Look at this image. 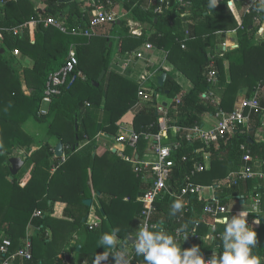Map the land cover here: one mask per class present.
<instances>
[{"label":"trees","instance_id":"trees-1","mask_svg":"<svg viewBox=\"0 0 264 264\" xmlns=\"http://www.w3.org/2000/svg\"><path fill=\"white\" fill-rule=\"evenodd\" d=\"M31 1L0 0V30H3L4 34V40L0 42V52L4 50L3 54L0 53V164L2 165L3 162L7 166L3 182L11 183L10 158L15 149L20 148L30 152L32 146L40 147L37 152L25 160L24 166L14 177L12 182L16 187L14 188L15 193L10 196L0 191L4 200L0 220V235L3 236L0 237V241L11 239L16 246L20 244V238L25 236L30 222L40 231L35 237L43 242L46 228L53 223H58L49 215L42 219L32 220L37 209L47 208L50 213L52 212L49 202L52 201L51 195L56 193L54 186L56 176L63 174L67 182L69 178H73L71 184L62 189L61 197L78 198L80 201L81 192L77 195V191L74 192V190L80 178H82L81 182L83 179L88 180V168L92 160V142L97 136L98 125L97 117L86 108L89 98L98 92L104 93L108 120L101 124V131L117 136L123 125V118L138 102L140 90L138 85L131 83L118 72L110 70L112 50L110 36L86 38L74 36L71 33L76 28L89 29L90 15L93 10L90 0H50L58 7L56 11H50V9L49 11L45 9L35 11ZM183 1L189 3L190 6L186 4L184 7H179L174 3L171 10L157 16L144 6L145 0H116L128 12V18L110 27L111 32L119 39L133 38L131 42L139 43V45H142L144 41L149 42L157 51L165 52L168 61L174 65L175 69L193 83L194 89L190 94H185L174 80L173 75L167 74L164 86L160 87L158 78L165 73L160 68L159 76L152 86L159 94L168 98L181 97V105L177 110H170L167 116L171 119L172 126L188 130L196 126L201 127L206 114L216 115L219 109L227 114L232 113L241 101V97L250 98L257 89L261 88V84L264 83V38L254 43L260 26L254 27L250 22L244 21L243 28L237 30L240 38L238 48L229 51L222 50L224 56L214 58L215 68L219 72V81L215 87H211L207 82V77L212 57L220 51L221 40L218 33L236 29L238 25L236 26V23L233 26L227 25L228 20L224 16L223 7L227 5L228 0H220L213 10L208 8V0ZM40 15L45 18L55 17L62 20L68 27L69 34H64L52 27L46 29L42 24H37L35 28L30 25L23 35L16 36L5 31L19 28L32 21H39ZM251 16L254 17V15ZM263 19L264 13L263 18L260 19L261 22ZM130 20L140 24L143 37H131L128 26ZM105 28H100V32ZM183 45L186 49L182 48ZM73 47L79 59L77 72L81 71L83 78L77 77L74 81L70 79L68 85L62 89L61 95L52 101L48 116L42 117L39 115V110L48 77L65 64ZM16 50L24 58L23 78L15 68L18 63L14 54ZM135 50L136 48H133L124 52L132 53ZM226 66L230 70L229 80L225 74ZM103 71H107V75L96 87L95 83L98 82ZM24 84L28 88V94L25 93ZM211 90L216 97L221 99L219 107L211 100L204 98V95ZM260 104L264 107L261 99ZM159 118L157 109L151 105L135 117L133 128L136 132L156 134ZM31 121L36 125H43L40 136H34L26 130V125ZM253 132L255 131L239 127L234 135H227L217 145L208 149L207 152L211 157L210 169L193 178V182L205 187L214 186L218 182H226L225 179L230 173L242 170L245 166L243 146H246L253 156L264 161V142L258 143ZM182 136L184 137L183 133H177L172 137L173 140L182 142V147L173 154L176 166L170 183L174 187L186 182V178L191 174L196 163L204 162L202 154L198 156L193 152L200 148V144L192 146L182 140ZM52 137H57L59 142L64 143L67 148L65 151L67 160L60 166L58 163L61 158H55V148L50 144ZM51 143L56 145L57 141L52 139ZM81 146L83 147L81 152L76 153L75 148H81ZM111 156L116 155L111 154ZM184 156L187 158L185 161L182 159ZM33 164L36 168L33 170L32 179L25 188L19 187L18 182ZM261 168L264 172V166ZM53 169L55 170L54 175L51 174ZM94 173L95 171L92 175ZM131 173L135 182L132 184L128 202L124 200V196H113L107 200L106 193L96 186L97 191H102V195H105L101 199L105 212L104 215L100 213L101 226L95 231L87 230L88 235H84L86 241L79 257L70 258L68 264H95L97 255L103 253H107L109 258L114 249L119 251V246L109 248L101 245L102 235L110 234L114 228H119V242H125L133 226L138 224L140 227L143 211L140 198L145 194L146 187L141 178L137 180L133 171ZM242 195H250L253 198L259 196L264 207V180L255 178L236 187H224L218 190V196L228 206ZM84 196L89 197L86 190ZM81 199L84 201V198ZM166 200L164 204H161L160 210L168 216L167 223L160 222L162 218L160 215L155 217L154 221L163 228L165 225L164 229L174 235L177 226L173 217L168 214L174 200ZM193 202L195 219L191 215L188 221L191 218L197 221L199 217L204 216L205 201L196 198ZM85 210L87 222L91 211L88 207H85ZM251 217L258 218V226L253 227L258 237V244L253 249V253L264 258V210L258 215L252 214ZM81 219L77 220L76 225L73 224L76 232H81V228L78 227L83 224ZM194 221L191 223L193 227ZM70 229L73 228L70 227ZM223 230L224 224H219L214 240L209 246L197 243L196 239L180 246L185 250L199 246L201 251L212 253L216 250L219 254L223 249L222 241L217 235H220ZM208 232V228L201 224L197 234L206 235ZM33 255L34 260L31 264H38L36 259L39 251L34 249ZM131 262L132 264H144L141 256H136Z\"/></svg>","mask_w":264,"mask_h":264},{"label":"built area","instance_id":"built-area-1","mask_svg":"<svg viewBox=\"0 0 264 264\" xmlns=\"http://www.w3.org/2000/svg\"><path fill=\"white\" fill-rule=\"evenodd\" d=\"M92 2V12L90 15L89 29L76 28L71 33L74 36H84L86 38H93L100 34V28L107 26H114L117 23H121V20L125 19L128 15L127 11L119 13L117 11L118 3L116 0H90ZM174 3L179 7H184L186 4L183 0H145V7L154 15L160 16L165 12L171 10ZM256 5L249 0L246 7L247 15H254L256 21H260L263 18V13H258L255 10ZM37 24H42L44 28H55L64 34H69V29L65 26L64 22L55 17L43 18L40 16L39 21H32L24 24L19 28L6 29L5 31L13 33L14 35H23L25 31L29 29V26L35 27ZM128 26L130 34L133 37L141 38L143 33L140 28V24L134 21H129ZM189 32H187V36ZM262 31L260 30L256 36L254 43H257L262 38ZM4 40L3 30H0V42ZM186 49V46H182ZM233 49V48H231ZM156 49L149 43H143V46L135 50L130 54L129 59L133 61H141L144 59V54L152 53ZM222 50L227 51V45L221 44L220 51L212 57L210 70L207 77V82L211 87H215L219 81V72L215 68V57H223ZM16 56L20 55L19 51H15ZM79 59L77 51L73 47L71 48L65 64L56 72L49 75L44 98L39 110V115L46 117L49 114V108L52 101L62 93V89L68 85L70 79L74 81L77 77H82L83 74L78 71ZM146 82V76H142L138 85L141 87L138 93V102L135 108L141 113L145 108L154 105L157 109V114L160 115L158 120V133L150 134L144 132H136L135 130H123L118 133L115 145L116 153L119 158L131 165L133 172L142 179L144 186L146 187L145 194L140 198L143 203L142 221L149 225V230H154L153 225L155 223L154 218L159 215L162 217L160 222L168 221V216L165 212L160 210L161 204L166 202V199H177L183 202V209L180 213H177L173 217V221L176 223V230L181 226L186 225L185 231L189 234L187 241L184 242L183 233L178 237L180 245L187 244L190 240L196 239L197 243H204L205 245H211L214 240V234L217 232L219 224L223 223V217L230 216L229 206L224 204L221 198L218 196V190L224 189V187H236L241 183L255 178H264V172L260 171L257 167H263L264 161H261L258 157L253 156L251 151L243 146L244 151V164L242 170H238L230 173L223 183H217L214 186H201L193 182V178L210 169L211 157L207 152L213 145H217L221 139H224L227 135H234L239 127H244L247 123V116L252 113H259L262 110L260 104L261 90L257 89L250 98H244L235 107V110L227 114L220 110L216 114L218 123L210 130H205L200 126H196L192 129L183 130L181 127L172 126L171 119L167 116L170 110H177L181 105V97H177L170 101V103H164L161 101L163 95L159 94L155 89H146L144 86ZM204 98L211 100L217 107L220 106V101L216 100L215 93L211 90L205 94ZM183 133L181 139L187 141L190 145L200 144V148L195 149L194 154L201 155L204 160L202 163H196L191 174L186 178V182L182 183L178 187H174L171 183V177L174 173L176 161L173 158L175 151L182 147L180 140H173L174 134ZM184 161L186 156L182 158ZM66 157L63 155L58 163V166L66 162ZM210 192V198H206L204 193ZM199 198L205 201L204 216L199 217L197 221H194V199ZM239 203V199L237 200ZM237 203V202H236ZM237 203V204H238ZM171 208V206H170ZM170 208L168 214L170 212ZM264 210L263 202L259 196L254 197L251 206V215H258ZM238 214V213H237ZM236 214V215H237ZM191 218L188 221L189 216ZM235 216V215H234ZM45 214L42 211L36 210L33 214V219H42ZM258 224V218H255ZM254 220V222H255ZM194 221L195 225L191 224ZM102 223L101 218H93L92 214L87 219L86 226L89 231H95L100 228ZM142 223V222H141ZM254 223V225L256 224ZM163 224V223H162ZM202 225L208 228V234H197L199 227ZM249 226H251L249 224ZM252 227V226H251ZM255 227V226H254ZM165 228V225H164ZM194 229V231H192ZM30 234L27 235L23 244L15 248L11 239H2L0 241V264H19L32 262L34 260L33 255V241ZM220 238V235H217ZM134 249V248H133ZM130 255L127 264H132L131 261L135 260V252ZM206 261H209L213 255L218 254V251L214 250L212 253H206L201 251ZM100 264H111L107 259L100 261ZM139 264V263H138ZM141 264V263H140Z\"/></svg>","mask_w":264,"mask_h":264},{"label":"crops","instance_id":"crops-1","mask_svg":"<svg viewBox=\"0 0 264 264\" xmlns=\"http://www.w3.org/2000/svg\"><path fill=\"white\" fill-rule=\"evenodd\" d=\"M32 5L34 6V10H43L45 9L46 11H52V10H57L58 7L54 5V3L50 0H32ZM247 2L248 0H234L233 2V7L231 9L228 8V6H224V16H226L228 22L227 25L233 26L234 23L243 24L244 21L250 22L254 27H262L264 28V21L263 22H258L255 20V18L252 16H249L246 14V7H247ZM67 11V8L65 9ZM123 11H126L123 6L120 5V9L118 10L119 13H123ZM232 15V18L230 17ZM43 17L42 15H40ZM39 16V17H40ZM45 18V17H43ZM128 18V15L126 16ZM131 21V20H130ZM238 27V26H237ZM35 28V27H33ZM236 29H231L223 32H219L218 36L221 40V42H226L228 46H238V43L240 42V38L238 36V32L235 31ZM262 39L264 38V32H262ZM105 36L103 32H100V34L96 37H102ZM33 34H32V40H33ZM117 44L114 45L113 43L111 44L112 50H111V59H110V70L111 71H116L118 72L121 76L126 78L128 81H130L133 84L138 85V82L141 80L142 76H146V82L144 86L146 89H153L152 86L154 85L155 80L159 76V70L162 68L165 73L167 74H172L174 80L177 82V84L181 87L183 93L185 94H190V92L194 89L193 83L180 71H177L172 63L168 61L167 56L165 52L162 51H157L155 50L152 53H146L144 54V59L141 61H133L132 59H129L130 54L132 53H126L124 51L136 48V50L140 49L142 45H139V43L136 42H131L133 41L132 39H126L122 40L117 37ZM112 41L114 37L112 38ZM223 44V43H221ZM116 48V49H115ZM229 49V48H228ZM124 52V53H123ZM135 52V51H134ZM81 72V71H80ZM82 74V72H81ZM225 74L228 78L230 79V70L228 66L225 67ZM107 75V74H106ZM106 77V76H105ZM160 77V76H159ZM82 78V77H81ZM159 79V78H158ZM139 86V85H138ZM141 88V87H140ZM261 101L264 103V83L261 84ZM205 96V95H204ZM246 98L245 96L241 97L240 100ZM173 99L168 98L167 96H162L161 101L164 103H170ZM217 101H220V97H216ZM213 103V102H212ZM105 96L104 93L98 92L96 94H93L88 102L86 103V108L89 109L92 113L93 116L97 117L98 120V125H97V136L92 142V160L89 163L90 167L88 168V180L81 182V179L78 181L77 187H75L76 194L78 195L79 192H81V197L80 201H78V198H73L71 199H66L65 197H61L62 189L66 187V185L71 184L73 178H69V182L65 181V178H63L62 175L56 176V183L54 184L56 188V193L52 194V201L49 202V208L52 209V212L50 213L47 208L43 209H37L41 210L45 216H50L54 220H56L58 223H53V225H50L46 228L44 231L45 233V241H41V250L39 251V256H37V263L38 264H68L70 258H75L77 259L80 254V252L83 249V245H85V236H81V232H76L74 225L77 223L78 219L82 218V223H86V210L85 207H88L85 205V201L87 200H92V206L88 207L90 208V211L93 216V218H101V211L103 210V206L101 203L102 199V191L106 193L107 200H109L111 197H117V196H124V200L126 202L130 201L129 194L131 193L132 190V184L135 182V179L132 176L131 171L132 167H130L124 162L120 163V159L117 155V153H114L113 150H115V147L112 146L111 141L108 140V138H105L106 133L101 131V124L103 122H106L108 120V114L105 111ZM214 104V103H213ZM136 105V104H135ZM135 105L131 108L130 112L123 118L122 123L123 125L120 127V130L118 133L122 132L123 130H134L133 128V121L135 117L139 114L138 109L135 108ZM216 105V104H215ZM247 116V123L244 126L246 130L252 131L253 136L255 137V140L260 143L264 142V107H262V110L259 113H252L250 116L246 113ZM262 119L260 120V118ZM80 120V118H78ZM82 121V120H81ZM30 123L29 122L26 125V130L28 133L34 135V136H40L39 134L41 132H32V129L30 128ZM218 123V120L216 118V115L214 114H206L203 117V122L201 127L204 128L205 130H210L216 124ZM36 125L35 123H33ZM248 133V132H246ZM110 134V133H107ZM115 136V135H114ZM52 139L57 141L56 145H53L51 143ZM50 140V144L56 148V146L59 143V140L57 137H52ZM91 144V143H90ZM64 146V156L67 159V155L65 153L66 149L65 145ZM40 149V147L37 146H32L31 151L27 152L25 149H20L17 148L13 151L11 158H20L24 163L25 160L30 157L33 153L37 152ZM83 147L81 148H75L76 153L81 152ZM55 151V149H54ZM113 154L118 160H116L115 157H112L111 154ZM77 155V154H75ZM10 158V159H11ZM55 158H57L55 156ZM58 159V158H57ZM122 160V159H121ZM36 168L35 164H33L27 174L19 181L21 188H25L27 184L30 182L32 179V173L33 170ZM131 169V171H130ZM260 171H263V169L259 168ZM93 171H95L94 175H92ZM130 171V172H129ZM55 170H51V174ZM129 172V173H128ZM134 173V172H133ZM135 174V173H134ZM135 177L137 180L140 178L135 174ZM11 181H13L10 178ZM264 180V178H263ZM81 182V183H80ZM77 184V181H76ZM96 186L100 188L102 191H97ZM85 190L87 192V195L89 196L86 198L84 196ZM206 198H210L211 194L208 191V194L204 193ZM15 196V195H14ZM84 198V201H81ZM3 195L0 192V220L2 216V207H3ZM252 201L253 197L250 195H242L239 197V203L236 201L240 208L238 213L242 210L241 208H245L249 212L248 216V223L252 227H257L258 224L253 223L255 220L254 218L251 217V208H249L248 203L250 202V205L252 206ZM243 202V203H242ZM104 211V210H103ZM95 214H98L95 216ZM102 214V213H101ZM105 214V212H104ZM103 215V214H102ZM85 217V218H84ZM76 225V224H75ZM72 227L73 229H70ZM254 227V228H255ZM133 231L139 229V225L135 224L133 226ZM132 232V231H131ZM40 231L34 227L32 222L29 223L25 236L20 238V241L18 246L15 245V247H19L23 244L25 241L26 237L28 234H30L32 237L33 241V250L35 249L34 246V241L36 240L37 237L35 235H38ZM3 235H0L2 237ZM124 244H129L130 245V250L123 257L121 260L120 264H127L129 257L132 252V244L127 240V241H122ZM78 247H80V250L78 251ZM120 250V249H119ZM118 252V250L114 249L113 252L110 254L109 258L107 257V260L111 264H116V256H114L113 253ZM35 253V252H34ZM112 256V257H111ZM142 257V256H141ZM136 258V255H135ZM127 259V260H126ZM19 264H31V262H26V263H19ZM143 264V263H141Z\"/></svg>","mask_w":264,"mask_h":264},{"label":"clouds","instance_id":"clouds-1","mask_svg":"<svg viewBox=\"0 0 264 264\" xmlns=\"http://www.w3.org/2000/svg\"><path fill=\"white\" fill-rule=\"evenodd\" d=\"M219 2L220 0H208V8L210 10L215 9ZM233 2L234 0H228L227 6L229 9L233 7ZM252 3L256 5L255 10L258 13H264V0H252ZM239 28H243V25L239 26L238 24L235 31ZM260 30L264 32V28L260 27L256 34ZM221 43L225 44L226 42ZM231 48L232 46L227 45V51L234 50L238 46ZM183 207V202L177 199L171 204L169 215L175 216L182 211ZM248 216L249 212L244 208L231 218L229 216L223 217L224 230L220 234L223 251L213 255L209 261L204 259L199 246H193L186 250L181 248L178 240L180 234H184V242L189 237V234L185 231L186 225L177 229L174 236L169 234L161 225H153L152 228L154 230H149V225L142 221L139 229L131 232L127 236V240L135 238L131 244L135 255L143 257L144 264H264V258L253 253V249L258 244V237L256 230L249 226ZM119 231V228H114L110 234L105 233L102 235L100 241L101 245L109 248H117L119 246L120 250L117 253H113L117 258L116 264H120L123 257L127 254V249L120 245ZM107 255V253L98 254L95 264H100L101 260L107 259Z\"/></svg>","mask_w":264,"mask_h":264},{"label":"rangeland","instance_id":"rangeland-1","mask_svg":"<svg viewBox=\"0 0 264 264\" xmlns=\"http://www.w3.org/2000/svg\"><path fill=\"white\" fill-rule=\"evenodd\" d=\"M224 8V7H223ZM120 9V5H119V3H118V8H117V11ZM230 17L232 18V15H230ZM238 24H236V26H237ZM101 32H103L104 33V35L105 36H110V37H114V39H113V41H112V43L114 44V45H116L117 44V39L115 38V36H114V34L111 32V27L110 26H108L107 28H105L104 30H102ZM149 34H151V33H149ZM131 35V34H130ZM112 37V38H113ZM131 37H133L132 35H131ZM223 42V41H222ZM143 43H145V41L143 42ZM142 43V44H143ZM116 49V48H115ZM114 51L116 52V50H112V52L114 53ZM15 57H16V59H17V61H18V63L15 65V68H16V70L20 73V75H21V77L23 78V69H25L24 67H25V62H24V58H23V56L20 54L19 56H16L15 55ZM131 59V58H130ZM30 64V63H29ZM83 74V73H82ZM25 85V84H24ZM24 90H25V93H27L28 94V88H27V86L25 85V87H24ZM32 122V121H31ZM30 128L32 129V132H41L42 130H43V125L42 124H39V125H34L33 123H30ZM106 138V137H105ZM108 140H110V139H108ZM111 141V144H112V146H115V145H117V143H115V142H113L112 140H110ZM118 158V157H117ZM120 161H122V162H124L123 160H121L120 159ZM0 163H1V159H0ZM126 163V162H125ZM127 164V163H126ZM128 165V164H127ZM5 167H7L6 165H4L3 164V162H2V165L0 164V191L2 190V192L3 193H5V194H8V195H10V196H12L14 193H15V191H14V188H16L15 187V185H13V182L11 181V183L10 184H7V183H4L3 182V178H4V175H5V171H6V169H5ZM130 167V166H129ZM18 186L19 187H21V185H20V183L18 182ZM206 194H208V192H206ZM248 207L249 208H251V205H250V202L248 203ZM239 208H240V206H239V204H237L236 202H232V203H230L229 204V210H230V216L232 217V216H234V215H236L238 212L237 211H239ZM241 209H243V208H241ZM96 215H98V214H95V216ZM255 222H256V220H255ZM253 223H254V221H253ZM79 228H81V236H84V235H88V229H87V226L85 225L84 226V224H81V225H79L78 226ZM88 230V231H87ZM135 231H137V230H135ZM135 231H133L132 230V232H135ZM34 246H35V250L36 251H40L41 250V242H40V240L38 239V238H36V240L34 241ZM120 245H123V247L125 248V249H127V253L129 252V250H130V245L129 244H124V243H122V242H120ZM115 253H117V252H115ZM112 255V254H111ZM127 255V254H126ZM112 257V256H111ZM127 260V259H126Z\"/></svg>","mask_w":264,"mask_h":264},{"label":"water","instance_id":"water-1","mask_svg":"<svg viewBox=\"0 0 264 264\" xmlns=\"http://www.w3.org/2000/svg\"><path fill=\"white\" fill-rule=\"evenodd\" d=\"M120 24V23H118ZM0 53H4V50H1ZM29 63V61H28ZM107 74V71H103L98 79V82L95 83V86L98 87L100 85V83L104 80L105 76ZM166 79H167V73H163L158 81H159V86L160 87H163L165 82H166ZM76 130H78V126H76ZM106 138L112 140V141H115L116 140V137L112 134H107L105 135ZM114 153H116V149L113 150ZM1 153V151H0ZM64 155V146H63V143L62 142H59L58 145L56 146L55 148V156L57 158H61L62 156ZM10 165H11V168H10V171H11V179L13 180L15 176H17V174L20 172V170L22 169V167L24 166V162L20 159V158H11L10 159ZM85 205H87L88 207H91L92 206V203L93 201L92 200H87L84 202ZM243 203V202H242ZM101 213L104 215V211L102 210ZM134 239H131L129 240L130 243H133L134 242ZM80 250V247H78V251Z\"/></svg>","mask_w":264,"mask_h":264}]
</instances>
